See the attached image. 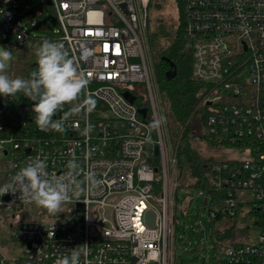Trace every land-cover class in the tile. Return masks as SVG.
I'll return each mask as SVG.
<instances>
[{"label": "built area", "instance_id": "obj_1", "mask_svg": "<svg viewBox=\"0 0 264 264\" xmlns=\"http://www.w3.org/2000/svg\"><path fill=\"white\" fill-rule=\"evenodd\" d=\"M151 1L41 0L33 8L27 0H0L5 48L44 40L63 43L89 80L85 94L96 100L91 113L70 116L65 130L56 132L36 126L33 102L24 95L0 96L1 190L7 186L11 191L15 174L37 156L46 158V170L57 177L75 159L83 189L56 215L20 200L18 192L1 191L0 207L12 221L9 234L26 245L19 259L7 263L55 264L75 250L79 264H170L178 144L169 146L151 65ZM174 2L181 5L193 78L212 86L201 101L207 107L201 129L231 153L209 164V185L195 191L205 195L203 207L211 223L239 215L263 219L255 242H229L218 260L264 264V0ZM50 22L58 29L51 31ZM139 84L145 107L123 96ZM78 102L66 104L53 119H61ZM139 108L146 109L145 116ZM191 200L192 206L194 198L185 199L187 209ZM26 211L34 219H24ZM146 212L155 214L154 226L145 220Z\"/></svg>", "mask_w": 264, "mask_h": 264}, {"label": "clouds", "instance_id": "obj_2", "mask_svg": "<svg viewBox=\"0 0 264 264\" xmlns=\"http://www.w3.org/2000/svg\"><path fill=\"white\" fill-rule=\"evenodd\" d=\"M34 47L37 68L30 73L28 79L11 78L8 75L7 69L13 55L8 49L0 47V96L15 97L22 92L33 102L34 122L41 131L63 132L65 121L70 116L79 115L83 111L91 113L96 100L90 94H85L89 80L83 71L78 70L63 43L44 40ZM82 95L84 98L81 100ZM77 101L79 102L65 112L61 119H53L57 113L63 112L66 104ZM90 131L89 125L84 134L87 135ZM47 167L46 158L37 156L15 174L11 191H8L7 186L0 191L3 194L18 192L20 200L35 203L51 215L60 213L63 204L70 202L72 196L78 198L83 191L76 179L79 165L75 159L68 161L69 171L60 177L50 174ZM79 257L80 253L74 250L70 257L58 258L55 264H79Z\"/></svg>", "mask_w": 264, "mask_h": 264}, {"label": "trees", "instance_id": "obj_3", "mask_svg": "<svg viewBox=\"0 0 264 264\" xmlns=\"http://www.w3.org/2000/svg\"><path fill=\"white\" fill-rule=\"evenodd\" d=\"M153 1H151L150 7ZM178 22L175 29L169 30L164 27V23H160L152 29V19L149 25V47L154 63L155 79L162 97L165 121L172 143L174 145L178 144V186L176 194L180 190L205 189L209 185V182H206L209 164L217 160L216 158L202 157L192 146L195 119L192 120L191 118L195 107L211 91L212 86L193 78L192 51L182 36L183 17L180 4L178 6ZM11 52L13 59L7 69L8 75L11 78H30V73L37 68L34 45H25L19 49L11 50ZM170 63H174L177 68V75L172 80L166 78ZM131 92L136 96L138 105L147 106L142 99L139 101V95L134 89L131 88ZM16 95L22 97L24 94L20 92ZM198 114L203 122L207 115V107L198 111ZM203 138L212 141L207 135H203ZM212 142L215 143L216 141ZM4 171V167L0 164V173L4 174ZM184 174H186L185 179ZM2 179L3 177H0V184H3ZM249 218H252V216L243 217L239 215L233 221H243ZM228 221L230 220L215 219L212 221V225L214 223L219 225L213 229L211 234L218 264H225L218 258L221 257L224 247L236 237V228L233 225L226 228Z\"/></svg>", "mask_w": 264, "mask_h": 264}, {"label": "rangeland", "instance_id": "obj_4", "mask_svg": "<svg viewBox=\"0 0 264 264\" xmlns=\"http://www.w3.org/2000/svg\"><path fill=\"white\" fill-rule=\"evenodd\" d=\"M30 2V6L35 8L41 0H27ZM46 9H48L46 7ZM49 13V9H48ZM48 16H50L48 14ZM150 17L152 19V29L157 27L160 23H164V27L169 30L176 28L178 25V7L175 6L174 0H154L150 7ZM51 31L57 30L58 25L55 22H50ZM0 47H4V43L0 39ZM151 65L154 67L153 58ZM136 93L139 95V101L146 100L145 90L143 85L136 86ZM141 88V90H140ZM157 94L159 101L162 102L161 93L157 85ZM163 108V106H162ZM202 109V102L196 107L192 115V120L195 119L193 129L195 131L192 138V146L202 156L206 158H216L215 161H221L224 158L231 157V153H228L226 147L221 144H215L209 141L207 138H203L204 132L201 129L202 121L199 118L198 111ZM164 111V109H163ZM169 146L172 148V141L170 140ZM228 149V148H227ZM239 154H233V157H238ZM0 164L4 167L5 158L0 153ZM184 179L186 174L183 175ZM0 177H3V173H0ZM183 182V181H180ZM2 184H0V190ZM205 195L199 196L197 191L187 192L180 190L175 196L174 205V217L176 224L173 226V237L171 241V262L170 264H218L215 257V246L211 234L214 228L219 226L217 223H211L206 209L203 207V199ZM0 198L2 193L0 191ZM186 198H194L192 206L187 209ZM29 212L22 213L24 219H34L35 210H32L34 217H28ZM249 218L243 221H228L226 228L231 225L236 228V237L233 241L248 240L255 242L258 234L263 225V219H258V216ZM11 219L9 215L4 211L3 207H0V264H6L12 261L14 258H20L22 251L25 249V244L14 240L9 234V224ZM233 241H230L233 242ZM6 260V262H4Z\"/></svg>", "mask_w": 264, "mask_h": 264}, {"label": "water", "instance_id": "obj_5", "mask_svg": "<svg viewBox=\"0 0 264 264\" xmlns=\"http://www.w3.org/2000/svg\"><path fill=\"white\" fill-rule=\"evenodd\" d=\"M176 75H177V68H176L174 63H170V69L166 72V78L169 80H172L176 77ZM123 96L132 104L136 101V96L128 90L123 92ZM139 112L143 116L146 115V109L145 108H139ZM150 147H151V144L148 143L145 146V149L148 150V148H150ZM155 154H158V148L157 147L155 148ZM155 170L157 171L158 169H155ZM191 203H192V200L189 202V207L191 206ZM144 218L146 221L149 222V224L151 226H154L155 214L153 212H146L144 215Z\"/></svg>", "mask_w": 264, "mask_h": 264}, {"label": "flooded vegetation", "instance_id": "obj_6", "mask_svg": "<svg viewBox=\"0 0 264 264\" xmlns=\"http://www.w3.org/2000/svg\"><path fill=\"white\" fill-rule=\"evenodd\" d=\"M6 264H9V263H6Z\"/></svg>", "mask_w": 264, "mask_h": 264}]
</instances>
